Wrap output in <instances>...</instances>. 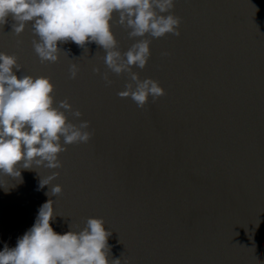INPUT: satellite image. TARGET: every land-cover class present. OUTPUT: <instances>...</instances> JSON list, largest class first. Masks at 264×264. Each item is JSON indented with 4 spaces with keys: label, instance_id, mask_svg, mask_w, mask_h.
I'll return each mask as SVG.
<instances>
[{
    "label": "water",
    "instance_id": "obj_1",
    "mask_svg": "<svg viewBox=\"0 0 264 264\" xmlns=\"http://www.w3.org/2000/svg\"><path fill=\"white\" fill-rule=\"evenodd\" d=\"M173 14L181 35L153 39L145 69H133L166 93L144 109L117 95L127 77L109 72L96 44L68 42L58 63H41L30 24L20 36L11 20L0 27V52L17 56V75L50 77L57 104L82 113H66L69 121H88L94 133L66 146L60 169L0 175V251L52 199L55 232L102 218L119 264H264V0H176ZM118 19L124 52L135 41ZM53 171L58 178L41 188ZM55 185L63 191L52 197Z\"/></svg>",
    "mask_w": 264,
    "mask_h": 264
},
{
    "label": "clouds",
    "instance_id": "obj_2",
    "mask_svg": "<svg viewBox=\"0 0 264 264\" xmlns=\"http://www.w3.org/2000/svg\"><path fill=\"white\" fill-rule=\"evenodd\" d=\"M176 0H0V27L12 21V33L20 36L31 25L32 46L41 63H58L60 45L75 43L82 49L96 44L103 49L104 63L109 72L126 75L124 90L117 95L130 98L138 108L144 109L149 99L155 103L166 95L159 82L141 79L134 68L145 69L150 58L153 39L168 35L179 37L182 23L173 14ZM118 15V24L135 42L122 52L112 31L111 22ZM18 45L22 43L17 41ZM168 55V53H163ZM15 55L0 52V175L18 181L22 171L36 168L56 170L62 168L60 154L66 146L87 144L94 133L90 122L74 124L66 113L77 119L79 110L73 111L67 100H55V86L50 77L29 76L21 72ZM70 79L79 73L77 65L70 66ZM93 72L101 75L99 68ZM109 72L102 74L105 85L114 83ZM53 171L40 179V187H48L57 179ZM60 185L51 187V196L62 193ZM49 195V192L47 193ZM58 215L54 201L49 199L38 212L34 225L17 240L14 248L7 245L0 251V264H119L109 260L108 239L102 218H87L83 229L59 234L51 226Z\"/></svg>",
    "mask_w": 264,
    "mask_h": 264
}]
</instances>
